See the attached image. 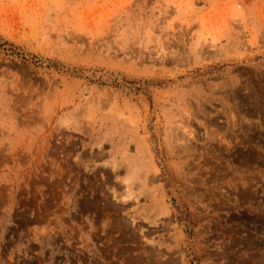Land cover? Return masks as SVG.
Wrapping results in <instances>:
<instances>
[{
	"label": "rangeland",
	"instance_id": "374dc122",
	"mask_svg": "<svg viewBox=\"0 0 264 264\" xmlns=\"http://www.w3.org/2000/svg\"><path fill=\"white\" fill-rule=\"evenodd\" d=\"M0 264H264V0H0Z\"/></svg>",
	"mask_w": 264,
	"mask_h": 264
},
{
	"label": "bare ground",
	"instance_id": "6f19581e",
	"mask_svg": "<svg viewBox=\"0 0 264 264\" xmlns=\"http://www.w3.org/2000/svg\"><path fill=\"white\" fill-rule=\"evenodd\" d=\"M110 165V164H109ZM112 165V164H111ZM114 165H112V167H113ZM111 167V168H112ZM113 169V168H112ZM113 171V170H112ZM135 175V174H134ZM139 176H141V175H139ZM126 179H129L130 180V177H129V175H128V177H126ZM127 192V191H126Z\"/></svg>",
	"mask_w": 264,
	"mask_h": 264
}]
</instances>
